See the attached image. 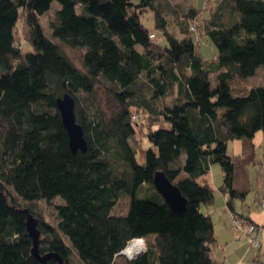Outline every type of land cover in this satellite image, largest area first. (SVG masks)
Here are the masks:
<instances>
[{
    "label": "trees",
    "instance_id": "trees-1",
    "mask_svg": "<svg viewBox=\"0 0 264 264\" xmlns=\"http://www.w3.org/2000/svg\"><path fill=\"white\" fill-rule=\"evenodd\" d=\"M156 2L0 0V264H59L32 252L30 214L40 253H59L66 264H217L214 223L204 211L214 189L197 179L219 163L220 189L234 218L242 217L235 200L248 189L236 183L227 148L241 139L244 161L253 163V138L264 132V82H246L264 66V0L184 4L182 38ZM52 3L50 37L40 17ZM146 9L158 11L155 28L166 44L141 21ZM21 19L26 51L16 36ZM204 35L216 46L213 61L200 54ZM64 47L81 53L82 66ZM65 94L74 97L86 151L70 147L56 103ZM140 112L155 117L142 147ZM158 172L178 185L184 210L165 202ZM141 190L149 196L139 197ZM125 196L128 211L116 214ZM41 200L54 204L55 224L39 211ZM139 237L148 239L146 249L128 258L124 249Z\"/></svg>",
    "mask_w": 264,
    "mask_h": 264
},
{
    "label": "rangeland",
    "instance_id": "rangeland-1",
    "mask_svg": "<svg viewBox=\"0 0 264 264\" xmlns=\"http://www.w3.org/2000/svg\"><path fill=\"white\" fill-rule=\"evenodd\" d=\"M198 9H203L204 6L208 2L214 3L215 0H157V5L160 9H162V14L168 21V30L172 32L174 36L177 38H182L186 35V33H183L181 30V23H185L184 21V15H183V9L185 5H188L191 3ZM137 3V1H135ZM53 3H56V5L60 6L57 1H54ZM52 3V4H53ZM185 4V5H184ZM51 8L50 12L42 15L40 17L41 23L43 25V28L47 35L51 37V28H50V20L52 18L53 10L57 7L55 4ZM137 8V7H135ZM158 12V11H155ZM151 9H146L142 11L141 13V21L145 23L147 26L151 27V34H155L157 38L154 41H157L161 44H166V38L162 35V31L160 29L155 28V13ZM188 20V19H187ZM189 21V20H188ZM182 23V24H183ZM196 30V28H195ZM26 28L24 20L21 19L17 25L16 29V36H17V42L24 51L29 48L28 43V37H26ZM155 32V33H154ZM155 36V35H154ZM153 36V37H154ZM199 51L200 54L208 61H213L216 58L217 55V49L214 43L206 36L204 35L200 41H199ZM66 53L69 55V57L74 60V62L80 66H82V59H81V53L73 48L64 47ZM257 76H252L249 79L246 80L249 86H257L264 82V66H261L258 69ZM216 85V82L213 83V86ZM98 101L101 102L102 105L106 106V102L103 98L98 97ZM138 115V122H140L137 125V131H138V144L137 146H147V138L145 136V132L147 131L149 123H152L155 120V117H151L152 115H148L145 112L137 113ZM253 142L255 145V161L253 163H245L244 161V155H243V142L241 139H235L231 140L228 143L227 152L228 154L233 158V161L236 165V174H237V181L236 183L239 185V188H247V195L246 197L241 199H236V209L238 212L243 214L239 221L240 225L238 227V231L236 230L237 234L240 235L238 238V241H243L240 251H237V255L232 257L231 252L229 253V258L231 263H236L239 259L242 263L241 264H264V232L260 236V245L255 246L250 243L249 237L247 233H244V230L247 228L248 223H245L246 219L248 217L252 218L260 227H264V207L262 206V201L264 200V132L262 130H259L256 135L253 138ZM211 178L213 179L214 183H223V171L222 167L219 163H213L211 172H210ZM243 176H245L243 178ZM212 181V183H213ZM245 184V185H244ZM218 186V185H217ZM219 190V187H217ZM216 189V190H217ZM215 192V191H214ZM218 192V191H216ZM219 193V192H218ZM149 193L145 195L144 190L139 191L138 195L139 197H145L149 196ZM219 198H217V203H220V198L222 199L224 196L220 193L218 195ZM228 197V196H227ZM55 202L59 203L61 202L60 198H57ZM54 202V203H55ZM130 198L125 196L118 200L114 212L116 214H126L129 207ZM39 211L43 214L45 219L55 224L57 222V212L54 207V204H50L44 200L38 201ZM206 207H204L205 209ZM233 228L237 229L235 225V220L233 218L232 221ZM245 236V240H243ZM148 243V239H145V243L143 242V246L146 249V245ZM219 244L216 245L215 249H218ZM144 249V250H145ZM222 252V248H219V250L215 251L216 253L214 256L216 258L219 257V253ZM232 251V250H231ZM140 254V253H139ZM138 255V254H137ZM77 256V254H76ZM134 257V256H133ZM73 261L75 260L74 256H72ZM119 261H121L118 264H129L127 258H122ZM239 264V263H238Z\"/></svg>",
    "mask_w": 264,
    "mask_h": 264
},
{
    "label": "water",
    "instance_id": "water-1",
    "mask_svg": "<svg viewBox=\"0 0 264 264\" xmlns=\"http://www.w3.org/2000/svg\"><path fill=\"white\" fill-rule=\"evenodd\" d=\"M57 106L61 113L62 121L67 129L69 143L72 151H86L88 147L87 140L82 125L76 120L75 100L70 94H65L57 98ZM154 183L162 194L165 202L174 210L181 211L186 208L187 199L182 194L178 185L171 182L163 172H158L155 176ZM27 229L29 235L33 239L32 252L42 261L47 259H55L59 264H66L59 253L47 252L41 254L39 250L40 230L37 227V220L33 215H29L27 219Z\"/></svg>",
    "mask_w": 264,
    "mask_h": 264
},
{
    "label": "crops",
    "instance_id": "crops-1",
    "mask_svg": "<svg viewBox=\"0 0 264 264\" xmlns=\"http://www.w3.org/2000/svg\"><path fill=\"white\" fill-rule=\"evenodd\" d=\"M211 168H212V165H211ZM210 172H211V169H210ZM210 172L206 175L200 176L197 180L200 184L211 185L215 191L213 203L209 205L208 207H206L204 211L211 215L213 219V223H214V233H215L219 246L221 245V247H218V249L214 250L213 255L216 253L215 251L219 250V248H222V252L220 251L221 253H219V257L216 258L214 256V258L217 260V264H229V261H231L229 258V253L231 252L232 257L236 256L237 251H240L241 248L243 247L242 245L243 241L242 242L238 241L239 239L235 237L236 229L233 228L232 226L233 225L232 221H233L235 214L228 207V204H227L228 195L221 191L220 186L222 183H214L213 179L211 178ZM217 187H219V190L217 189ZM216 191H218L219 193ZM220 193L224 197L222 199L221 198L219 199L220 203L218 204L217 198H219L218 195H220ZM241 215L244 216L243 214ZM245 239L246 238L244 236L243 240ZM238 263L241 264L242 262L239 259L237 260L236 263L230 262V264H238Z\"/></svg>",
    "mask_w": 264,
    "mask_h": 264
},
{
    "label": "built area",
    "instance_id": "built-area-1",
    "mask_svg": "<svg viewBox=\"0 0 264 264\" xmlns=\"http://www.w3.org/2000/svg\"><path fill=\"white\" fill-rule=\"evenodd\" d=\"M151 37L154 36V34H150ZM155 37V36H154ZM262 206L264 207V200L262 201ZM235 220V225L237 227V231H238V227H239V219L234 218ZM264 232V227H260L258 224L256 223H249L247 228L244 230V233H247L248 237H249V241L251 244L255 245V246H259L260 245V236L263 234ZM235 237L239 238L240 235L237 234V232L235 233ZM145 239L144 237H139V238H134L130 243L134 242H144L145 243ZM145 249V248H144ZM135 256V255H133ZM132 256V257H133ZM132 257H128V258H132Z\"/></svg>",
    "mask_w": 264,
    "mask_h": 264
},
{
    "label": "bare ground",
    "instance_id": "bare-ground-1",
    "mask_svg": "<svg viewBox=\"0 0 264 264\" xmlns=\"http://www.w3.org/2000/svg\"><path fill=\"white\" fill-rule=\"evenodd\" d=\"M143 242H132L129 243L126 248L124 249L123 253L127 255V257H132L133 255H137L144 251Z\"/></svg>",
    "mask_w": 264,
    "mask_h": 264
}]
</instances>
